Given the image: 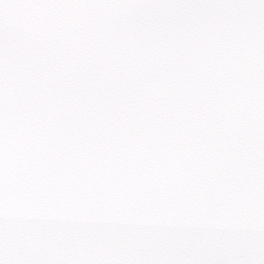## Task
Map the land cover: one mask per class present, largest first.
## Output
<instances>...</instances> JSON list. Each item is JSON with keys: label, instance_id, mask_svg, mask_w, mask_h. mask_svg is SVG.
I'll use <instances>...</instances> for the list:
<instances>
[{"label": "snow or ice", "instance_id": "1", "mask_svg": "<svg viewBox=\"0 0 264 264\" xmlns=\"http://www.w3.org/2000/svg\"><path fill=\"white\" fill-rule=\"evenodd\" d=\"M0 264H264V0H0Z\"/></svg>", "mask_w": 264, "mask_h": 264}]
</instances>
